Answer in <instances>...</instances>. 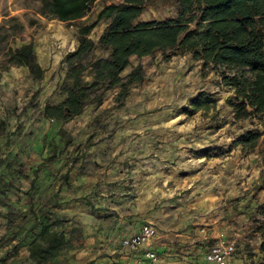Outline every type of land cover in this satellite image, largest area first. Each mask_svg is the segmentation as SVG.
Segmentation results:
<instances>
[{
	"label": "rangeland",
	"instance_id": "rangeland-1",
	"mask_svg": "<svg viewBox=\"0 0 264 264\" xmlns=\"http://www.w3.org/2000/svg\"><path fill=\"white\" fill-rule=\"evenodd\" d=\"M116 1L98 0L85 18L65 23L43 17L39 0H0V264H34L30 243L57 221L54 230L79 228L83 236L51 264H207L205 254L220 242L264 264L255 253L264 223V116L235 121L227 104L235 91L217 71L189 54L133 57L122 76L138 65L145 76L125 101L117 102L118 89L103 90L100 104L68 123L45 117L72 84L65 60L79 27ZM178 12L176 3L157 0L139 21L161 23ZM106 27L98 21L90 38L98 43ZM29 43L41 81L9 64L10 51ZM109 55L97 46L86 63ZM84 81L93 82L90 70ZM200 94L209 108L194 112ZM250 133L258 136L254 148L242 141ZM133 224L161 235L156 261L123 250ZM213 230L221 236H204Z\"/></svg>",
	"mask_w": 264,
	"mask_h": 264
},
{
	"label": "trees",
	"instance_id": "trees-1",
	"mask_svg": "<svg viewBox=\"0 0 264 264\" xmlns=\"http://www.w3.org/2000/svg\"><path fill=\"white\" fill-rule=\"evenodd\" d=\"M39 1L43 17L70 23L85 18L98 0ZM155 1L117 0L103 6L97 22L107 21V27L98 43L90 38L97 22L79 27L78 46L65 60L72 84L64 88V101L45 107L48 120L68 123L76 119L90 103L103 101V90L118 89L117 102L122 103L131 87L145 76L142 65L122 76L131 59H151L158 52L165 60L172 57L168 53L189 54L205 69L217 71L222 84L235 91L227 101L235 121L264 116V0H168L177 4V17L161 23L139 21L145 6ZM97 46L108 49L110 55L86 63ZM9 64L27 68L36 81L44 77L33 43L11 50ZM87 70L93 76L92 83L84 81ZM191 106L198 112L208 109L209 103L200 94ZM257 139L250 133L242 141L245 147L254 148ZM57 225L62 222L43 225L30 243L29 258L34 264H51L81 241V229L72 228L67 234L54 230ZM258 231L260 252L264 254V223L259 224Z\"/></svg>",
	"mask_w": 264,
	"mask_h": 264
},
{
	"label": "built area",
	"instance_id": "built-area-1",
	"mask_svg": "<svg viewBox=\"0 0 264 264\" xmlns=\"http://www.w3.org/2000/svg\"><path fill=\"white\" fill-rule=\"evenodd\" d=\"M158 236V231L154 226L145 225L137 235L125 238L121 245L130 252L144 249L145 257L154 262L157 260V254L152 246ZM235 252L236 248L233 243L220 242L210 248L206 260L210 264H230Z\"/></svg>",
	"mask_w": 264,
	"mask_h": 264
},
{
	"label": "crops",
	"instance_id": "crops-1",
	"mask_svg": "<svg viewBox=\"0 0 264 264\" xmlns=\"http://www.w3.org/2000/svg\"><path fill=\"white\" fill-rule=\"evenodd\" d=\"M134 224H135V223H134ZM134 224H133V230H131L130 232L124 234L123 237L121 238V244H122V241H123L125 238H129V237L135 236V235H137V234L140 232L142 226L138 227V226H135ZM100 225H101V224L99 223V228H100ZM101 227L104 228V230L101 231V234H102V235H105L106 232H107V230H106V228H105L104 225H102ZM119 227H120V225H118L117 228H115V229H116L115 233L117 232V230L119 229ZM23 236H25V235H23ZM159 236H161V235L159 234ZM159 236H158V238H157L156 240L159 239ZM163 236H169V235L167 234V235H163ZM204 236H221V234H220V232H219L218 230H213V232H209L208 235H204ZM229 236H238V234H236V233H232V234H229ZM259 236H260V235H259ZM156 240H155V242H156ZM155 242H154V244H155ZM261 242H262V238L260 237L259 247H258V249L255 251V253L258 255V258H264V254L260 252V245H261ZM154 244H153V246H152L153 249H154V247H155ZM162 245L165 246V244H162ZM210 248H211V247H210ZM210 248L208 249L207 253H206L205 256H204V260H205V262H206L207 264H210V263L206 260V256H207V254H208ZM123 250H125V251H127V252H129V253H132L133 255H134V254H135V255H138V254H139V255H141V256H143V257L145 256V250H144V249H141V250H139V251H137V252H130V251L127 250V249H123ZM27 253H28V252H27ZM256 258H257V257L254 256L253 259H251V260L248 261V260H246V258H245L242 254H240V253L238 252V250H236V252H235V254H234V256H233L232 262H231L230 264H250L251 262L254 261V259L256 260ZM254 262H255V261H254ZM260 263H262V262H260Z\"/></svg>",
	"mask_w": 264,
	"mask_h": 264
}]
</instances>
